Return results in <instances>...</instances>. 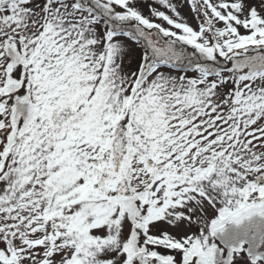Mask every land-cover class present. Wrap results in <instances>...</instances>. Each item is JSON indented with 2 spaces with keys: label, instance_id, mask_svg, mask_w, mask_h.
Segmentation results:
<instances>
[{
  "label": "snow or ice",
  "instance_id": "6c2138e0",
  "mask_svg": "<svg viewBox=\"0 0 264 264\" xmlns=\"http://www.w3.org/2000/svg\"><path fill=\"white\" fill-rule=\"evenodd\" d=\"M0 264H264V0H0Z\"/></svg>",
  "mask_w": 264,
  "mask_h": 264
},
{
  "label": "rangeland",
  "instance_id": "374dc122",
  "mask_svg": "<svg viewBox=\"0 0 264 264\" xmlns=\"http://www.w3.org/2000/svg\"><path fill=\"white\" fill-rule=\"evenodd\" d=\"M161 10H164L163 8H161ZM181 12H182V15H184L188 22L193 26V27H196V24H197V21L193 18V15L190 13L189 9L186 7L182 8L181 9ZM144 13L145 15L148 14V10L147 8H144ZM159 22V21H157Z\"/></svg>",
  "mask_w": 264,
  "mask_h": 264
}]
</instances>
